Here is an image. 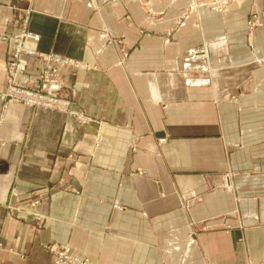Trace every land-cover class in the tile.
<instances>
[{"label": "crops", "instance_id": "crops-1", "mask_svg": "<svg viewBox=\"0 0 264 264\" xmlns=\"http://www.w3.org/2000/svg\"><path fill=\"white\" fill-rule=\"evenodd\" d=\"M26 12L30 48L78 63L57 76L85 123L3 96ZM48 243L264 263V0H0V264H52Z\"/></svg>", "mask_w": 264, "mask_h": 264}, {"label": "built area", "instance_id": "built-area-1", "mask_svg": "<svg viewBox=\"0 0 264 264\" xmlns=\"http://www.w3.org/2000/svg\"><path fill=\"white\" fill-rule=\"evenodd\" d=\"M24 26H26V22H24ZM21 34L23 36H20V39H15V45L9 55V80L6 91L3 94L4 97L8 101L29 107H58L66 109V106H69V101L59 95L62 89H60V79L57 78L58 65L73 64L76 66L78 63L56 53L43 54L28 48L25 42L29 39L36 40L37 36L31 33L30 30L23 31ZM29 55L40 58L42 63H44V66L36 75L29 73V63L26 58ZM71 113L76 119H80L83 123L86 122L80 111L76 110ZM37 203L38 200L33 201V204ZM46 249L52 257V264H95L88 258L80 256L67 244L52 243V245L46 246Z\"/></svg>", "mask_w": 264, "mask_h": 264}, {"label": "rangeland", "instance_id": "rangeland-1", "mask_svg": "<svg viewBox=\"0 0 264 264\" xmlns=\"http://www.w3.org/2000/svg\"><path fill=\"white\" fill-rule=\"evenodd\" d=\"M27 15H28V12H26L25 13V15H17V18H16V21L18 22V28H17V31H15V32H13V33H11V34H8V33H4L3 35H4V40H6L8 43H10V46H11V48H10V53H11V51H12V47L15 45V42H16V40L15 39H20V36H23V34H21L23 31H26V30H28V28L26 27V26H24V22H27ZM252 24L254 25V23H251L250 24V27L252 26ZM10 55V54H9ZM34 57L35 58H37V59H39V62H40V64H39V66H37L36 67V74L37 73H39V70L44 66V63H42V61L40 60V58H38V57H36V56H31V55H29L28 57H26L27 58V60H28V63L30 62V58L31 59H34ZM76 62V61H75ZM8 61H7V82H8V80H9V72H8V70L10 69V68H8ZM35 74V75H36ZM57 78H58V76H57ZM59 79V78H58ZM60 81V89H62V88H65L66 86H65V84L63 83V82H61V80H59ZM7 82H6V84H7ZM6 88H7V85H6ZM59 89V90H60ZM58 90V91H59ZM6 91V90H5ZM5 91L3 92V94L5 93ZM57 91V92H58ZM57 92H56V94H57ZM59 95L60 96H62V97H64L66 100H68L69 101V106L67 107L66 106V109H63V108H58V107H56V108H53V107H41V108H45V109H53V110H58V111H61V112H64V113H66L67 115H69L70 116V118H73L75 121H77V122H80V123H82L83 124V122H81V120L79 119H76V117L75 116H73L72 115V113L71 112H74V111H76V109H74V108H72L71 107V105H70V99L68 98V96H67V94L65 93V91L62 89L60 92H59ZM4 96V95H3ZM35 107H37L38 108V106H35ZM69 110V111H68ZM55 244H61V243H55ZM49 245H52V243H48L46 246H49ZM46 248V247H45ZM71 248V247H70ZM47 250V249H46ZM50 255V254H49ZM50 257H51V255H50ZM52 258V257H51ZM86 258V257H85ZM52 260V259H51ZM52 263V262H51ZM259 264H261V263H259Z\"/></svg>", "mask_w": 264, "mask_h": 264}, {"label": "bare ground", "instance_id": "bare-ground-1", "mask_svg": "<svg viewBox=\"0 0 264 264\" xmlns=\"http://www.w3.org/2000/svg\"><path fill=\"white\" fill-rule=\"evenodd\" d=\"M31 33H33L35 36H37V39L35 40V39H32V41H37L38 40V38H39V36L36 34V33H34V32H32V31H30ZM29 41H31L30 39L29 40H27L26 42H25V45L28 47V48H30L29 46H28V42ZM32 49V48H31ZM64 57V56H63ZM94 263V262H93ZM95 264H99V263H95ZM255 264H257V263H255Z\"/></svg>", "mask_w": 264, "mask_h": 264}]
</instances>
